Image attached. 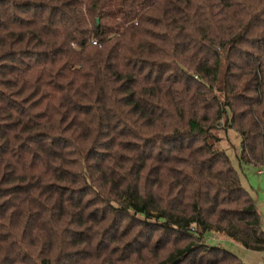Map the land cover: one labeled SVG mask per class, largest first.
Masks as SVG:
<instances>
[{
    "label": "trees",
    "instance_id": "obj_1",
    "mask_svg": "<svg viewBox=\"0 0 264 264\" xmlns=\"http://www.w3.org/2000/svg\"><path fill=\"white\" fill-rule=\"evenodd\" d=\"M264 0H0V264H243L263 219Z\"/></svg>",
    "mask_w": 264,
    "mask_h": 264
},
{
    "label": "rangeland",
    "instance_id": "obj_2",
    "mask_svg": "<svg viewBox=\"0 0 264 264\" xmlns=\"http://www.w3.org/2000/svg\"><path fill=\"white\" fill-rule=\"evenodd\" d=\"M216 134L222 140L218 147L226 150L233 167L239 173L244 189L258 206L263 219L264 231V165L255 166L240 162L241 139L233 132L226 134L223 130H220ZM209 243L212 246H220L233 253L243 264H264V253L247 250L240 243L231 241L222 234L215 235L213 238L209 236Z\"/></svg>",
    "mask_w": 264,
    "mask_h": 264
}]
</instances>
